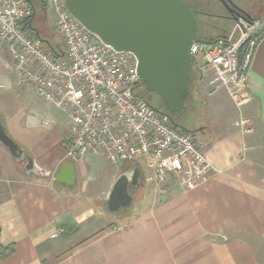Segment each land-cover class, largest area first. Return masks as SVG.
<instances>
[{"label":"crops","instance_id":"crops-1","mask_svg":"<svg viewBox=\"0 0 264 264\" xmlns=\"http://www.w3.org/2000/svg\"><path fill=\"white\" fill-rule=\"evenodd\" d=\"M256 39L246 72L249 99L239 110L225 92L210 93L202 75L197 83L193 134L198 132L206 158L220 173L191 190L168 180L160 196L151 186L152 174L140 190L138 169L137 185L128 190L131 209L122 214L106 212L107 196L116 178L131 175L137 163L119 164L103 194L89 193L85 164L103 157L86 153L70 163L71 185L54 181L68 163L64 113L63 128L48 115L40 122L0 119L33 162L27 171L26 160H13L0 145V246L14 247L0 264H264V31ZM2 50L8 55L5 67L15 74ZM238 116L252 121V134L241 137L233 124ZM35 126L39 135L31 131Z\"/></svg>","mask_w":264,"mask_h":264},{"label":"built area","instance_id":"built-area-1","mask_svg":"<svg viewBox=\"0 0 264 264\" xmlns=\"http://www.w3.org/2000/svg\"><path fill=\"white\" fill-rule=\"evenodd\" d=\"M41 2L53 14L61 55L35 36L29 0H0V49L9 54L17 84L67 116L65 161L76 163L91 153L116 166L143 157L160 196L168 180L191 190L220 173L206 158L204 142L173 128L139 96L142 78L132 53L100 42L70 15L63 0ZM255 23L239 18L231 38L192 43L189 49L191 66L205 78L209 92H225L238 110L249 99L246 72L257 39L238 54L236 49ZM233 124L242 138L253 132L250 119L238 116Z\"/></svg>","mask_w":264,"mask_h":264},{"label":"water","instance_id":"water-1","mask_svg":"<svg viewBox=\"0 0 264 264\" xmlns=\"http://www.w3.org/2000/svg\"><path fill=\"white\" fill-rule=\"evenodd\" d=\"M63 1L70 15L100 42L114 51L135 56L143 88L159 97L167 113L180 116L185 112L191 70L189 49L200 41L192 14L184 4L178 0ZM263 29L264 18L255 23L236 53ZM0 145L13 160H26L27 171L32 168V160L6 135L1 123ZM74 179L70 163L63 164L54 177L55 182L65 185H71ZM138 179V168L131 175L116 178L106 200L110 212L129 205L127 185L136 186Z\"/></svg>","mask_w":264,"mask_h":264},{"label":"rangeland","instance_id":"rangeland-1","mask_svg":"<svg viewBox=\"0 0 264 264\" xmlns=\"http://www.w3.org/2000/svg\"><path fill=\"white\" fill-rule=\"evenodd\" d=\"M31 1L34 6L32 27L37 32L38 38L47 48L50 46L61 48V39L59 34L55 31L52 12L49 9L44 8V13V9L39 4L40 0ZM259 15H264V12ZM35 31H33L34 34H36ZM6 58H8L7 53L0 49V59L4 61V63L0 61V119L2 124H5L9 118L24 119L26 117H31L35 121L40 122L43 117L48 115L54 116L57 120H59L62 123L61 127L63 128V124H65V121L67 122L66 116L51 105L39 100L31 88L25 89V87L17 86V78L15 74L10 68L5 67ZM148 97L158 103V99L155 95H149ZM190 113L191 112L186 109V112L176 119L180 126L188 130H191L195 126L196 122V117L194 115H190ZM31 131L36 135L41 133L38 126L33 127ZM197 133L198 132L195 134ZM135 161H138V169L140 170L142 176L140 190L144 191L149 185L148 178L151 175V170L147 166V162L143 157H139ZM120 167L121 166L119 165H110L104 158H100L99 160L97 159L93 162H86L85 182L90 190L89 193L95 192L94 194H96L98 192L97 195L103 194V187L108 185L113 172L117 171ZM78 180L80 181L81 179ZM90 197L92 198L93 195L85 196V198ZM137 197L138 194H134L132 196L134 200ZM105 209L107 213H110V210L106 205ZM126 209L129 211L131 206L125 207L120 212L119 210L115 211L114 213L122 214Z\"/></svg>","mask_w":264,"mask_h":264},{"label":"flooded vegetation","instance_id":"flooded-vegetation-1","mask_svg":"<svg viewBox=\"0 0 264 264\" xmlns=\"http://www.w3.org/2000/svg\"><path fill=\"white\" fill-rule=\"evenodd\" d=\"M191 12L200 42L229 39L239 18L251 20L264 12V0H178ZM128 183L127 193L132 188Z\"/></svg>","mask_w":264,"mask_h":264},{"label":"trees","instance_id":"trees-1","mask_svg":"<svg viewBox=\"0 0 264 264\" xmlns=\"http://www.w3.org/2000/svg\"><path fill=\"white\" fill-rule=\"evenodd\" d=\"M29 1H30L31 5H32V9L34 11L33 3H32L31 0H29ZM39 2H40L39 3L40 6L44 9L45 7H44L43 3L41 2V0ZM261 18H264V15H262ZM258 20H259V18L258 19H255V18L252 19V21H255V22H257ZM263 31H264V29L261 32H263ZM255 38H257V36ZM201 43L210 44L212 42H201ZM50 48L57 54V56L61 55V53H62L61 48L56 47V46L55 47L50 46ZM199 76H200L199 72L196 69H194V67L191 66L190 77H189V81H188L189 95H188L187 99L185 100V107H186V109H188L191 112L190 115L191 114L193 115V112L195 114L194 108L197 107V105H198V103H197V83L199 82ZM149 95H155L157 97V99H158V103L155 102L153 99H150L148 97ZM139 96L145 102H147L150 105V107H152L154 110H156L160 114V116H162L164 118V120L167 123H169L173 128H178V129H180L182 131L190 132V133H194L195 132V128L194 127L191 130L190 129L188 130V129L180 126V124L176 120L179 116L171 115V114L167 113L164 110V107L162 106L159 97L156 94H154V93L146 91L143 88V85H142V87L140 89ZM186 109H185V112H186ZM4 131H5L6 135H8V133H7V131L5 129H4ZM13 252H14V247L13 246H9L7 248H2L0 246V257L1 258L8 257Z\"/></svg>","mask_w":264,"mask_h":264}]
</instances>
